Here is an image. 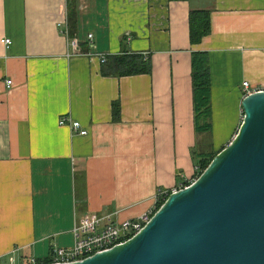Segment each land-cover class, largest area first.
I'll list each match as a JSON object with an SVG mask.
<instances>
[{"label":"crops","instance_id":"crops-1","mask_svg":"<svg viewBox=\"0 0 264 264\" xmlns=\"http://www.w3.org/2000/svg\"><path fill=\"white\" fill-rule=\"evenodd\" d=\"M190 10L210 11L195 46ZM64 19L80 56L66 57ZM194 52L209 57L208 132L195 128ZM97 54H140L151 71L103 76ZM243 82L264 90V0H0V264L71 248L85 219L153 211L233 139Z\"/></svg>","mask_w":264,"mask_h":264},{"label":"water","instance_id":"water-1","mask_svg":"<svg viewBox=\"0 0 264 264\" xmlns=\"http://www.w3.org/2000/svg\"><path fill=\"white\" fill-rule=\"evenodd\" d=\"M229 144L143 229L73 264H264V90L241 102Z\"/></svg>","mask_w":264,"mask_h":264},{"label":"built area","instance_id":"built-area-1","mask_svg":"<svg viewBox=\"0 0 264 264\" xmlns=\"http://www.w3.org/2000/svg\"><path fill=\"white\" fill-rule=\"evenodd\" d=\"M64 16H66V14ZM57 28L60 30L61 34L66 40V57L73 58L80 56L79 42L76 39L69 38L68 36L67 20L64 19L62 22L57 23ZM88 39L91 40L92 35H88ZM3 43L5 45H9L10 41L4 40ZM96 56L99 57V60L102 64L106 62L105 55L97 54ZM11 84L12 82L10 80L6 81L7 86L10 87ZM242 87V99L251 93L262 91L259 89H251L248 82H243ZM58 124L60 126H68L73 133H77L80 136H86L87 134V132L82 129L79 122L73 121L69 117H61ZM202 172L203 171H200L199 167H196L194 169L193 177L186 181L187 183L185 185L180 186L178 189H174L170 193L192 185ZM170 193H159L156 204L160 200H166ZM153 211L143 215L138 220L125 221L121 223H116L114 221V214H107L93 219H85L82 222L75 224L72 229L74 244L71 248L54 249L48 260L39 261L31 259L26 264H73L81 262L95 254L108 251L137 235L153 216Z\"/></svg>","mask_w":264,"mask_h":264},{"label":"trees","instance_id":"trees-1","mask_svg":"<svg viewBox=\"0 0 264 264\" xmlns=\"http://www.w3.org/2000/svg\"><path fill=\"white\" fill-rule=\"evenodd\" d=\"M189 0H168L174 2H188ZM189 43L192 46L199 45L202 40L210 35V11L209 10H190L188 14ZM105 64V63H104ZM209 57L206 52H194L191 55L192 87H193V110L195 115V128L197 131L208 132L211 129L210 122H205L211 117V95H210V74ZM151 71L150 63L140 54H121L106 58L103 67V76L126 77L149 74ZM112 113L117 121L119 116L118 102L112 105ZM203 120L205 123L199 125ZM218 154V153H217ZM214 154L199 165L200 171H204ZM165 199L158 201L153 214L160 208Z\"/></svg>","mask_w":264,"mask_h":264}]
</instances>
